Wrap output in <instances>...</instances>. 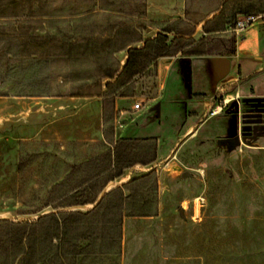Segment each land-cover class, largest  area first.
I'll return each instance as SVG.
<instances>
[{"label": "rangeland", "instance_id": "374dc122", "mask_svg": "<svg viewBox=\"0 0 264 264\" xmlns=\"http://www.w3.org/2000/svg\"><path fill=\"white\" fill-rule=\"evenodd\" d=\"M183 1L177 11L181 0H20L24 19H0L9 33L0 35V218L31 220L56 211L60 222L61 211H88L118 186L125 213H149L159 205L156 214L125 225L141 236L142 246L155 231L172 250L200 252L201 264H264V133H251L254 124L264 125V20L235 29L237 13L224 29L203 32L197 19L212 16L217 10L207 11L220 0ZM238 6L264 11V0H230L223 13ZM159 29L175 50L164 56L172 60L174 80L183 84V70L196 66L193 55L183 53L195 48L216 58L211 86L163 92V77L152 64L114 82L127 47L142 45ZM237 53L246 59V73ZM185 71L187 83H199ZM123 90L134 93L130 104L139 106L116 118L110 112L100 133L90 106L82 119L75 114L49 123L30 114L36 103L27 101L20 105L22 123L3 122L8 111H18L3 93L97 96ZM144 131L155 138L154 160L106 180L117 169L105 165L118 138L135 139L120 145V164L147 156L138 141ZM103 200L116 203L118 193ZM67 232L89 233L87 248L101 251L75 264H117L116 228L102 208ZM34 244L36 254L55 242L41 237ZM20 260L31 263L27 255Z\"/></svg>", "mask_w": 264, "mask_h": 264}, {"label": "trees", "instance_id": "16d2710c", "mask_svg": "<svg viewBox=\"0 0 264 264\" xmlns=\"http://www.w3.org/2000/svg\"><path fill=\"white\" fill-rule=\"evenodd\" d=\"M230 0H220L215 7L207 12L217 10L210 17H206L205 13L197 19V22L203 20L201 30L209 32L213 30L224 29L226 25L234 19L237 13L259 12L254 11L255 7H232L228 14H224V5ZM167 34L163 31H157L153 36L147 37L143 40L140 46H128L126 49V58L123 66L117 71L114 76L115 70L108 77L114 76V82L120 81L122 76H127L131 79L134 75H139L144 68L149 64L155 66V59L161 55H170L175 50H170V44L167 41ZM191 46V42L185 44ZM182 47V46H181ZM179 47L178 50L181 48ZM185 54H199L202 50H193L183 52ZM109 81L106 82L108 84ZM107 94V93H105ZM111 94L131 95V91L113 92ZM133 138H118L115 145L111 147L109 152V159L105 165L115 166L117 169L114 173L110 174L106 180L118 177L122 174L123 168L128 167L134 163L146 164L154 160L156 156L155 138L154 137H141L139 149L147 153V156L142 158H131L125 163L120 164L119 154L121 152L120 145L134 141ZM118 193V201L116 203L109 202L103 203L104 196L110 193ZM94 197L85 198L80 203L86 201H93ZM124 193L122 187H114L103 193L101 199L95 204L93 208L88 211L82 212L77 210H63V220L58 221V212L48 211L37 215L31 220H12L7 218H0V250L5 252V255L0 256V264H21V255H27L30 264H75L77 261H82L86 256L93 254L97 257L100 256L101 251L99 248H87L90 240V234L75 233L68 235L69 228H76L78 223L91 212L98 208H102L103 213L108 217L110 226L116 228V255L118 256L117 264H119L120 257V240H121V224L124 216L135 215L136 213H125L121 208V200ZM77 200H71L69 203H78ZM118 207H120L118 209ZM146 214V213H145ZM60 228V232L58 229ZM45 238L49 244L54 241L55 244L50 245L49 248L40 250L35 254L36 246L35 241L38 238ZM70 245V248H69ZM64 246V247H63Z\"/></svg>", "mask_w": 264, "mask_h": 264}, {"label": "crops", "instance_id": "0c3cea01", "mask_svg": "<svg viewBox=\"0 0 264 264\" xmlns=\"http://www.w3.org/2000/svg\"><path fill=\"white\" fill-rule=\"evenodd\" d=\"M183 2L184 1L181 0V3L175 5L177 11H180L183 8ZM148 5L149 4L146 5L147 8ZM25 17L26 11L23 6H20V0H0V19L10 18L14 22L19 23L20 18L24 19ZM159 31L162 30L159 29ZM8 34L9 33H6V31L0 28L1 36H9ZM251 34V37H253L255 34L254 30L251 32ZM185 55H193L194 58L191 59L192 61L196 62V66L194 68H186H188V71L190 73H193L191 75V78H197L198 82L201 83V85H198L199 83L193 84L189 82V84L186 82V68L183 70L182 75L184 83L180 84L179 82H176L174 80V73L172 71L174 69L172 67V60H170L168 57L164 58L165 55H161L156 57L155 66L158 74H161L163 77V92H186V90L195 87H206L208 86V84L211 86V83L214 82V79L217 75L215 68L216 58L203 51L199 54ZM237 57L241 58L243 57V55L240 56L237 53ZM241 60L245 62H241L239 60L238 63L240 64L242 71L246 73L248 69L246 59L243 57ZM14 92L15 93H3V101L7 103L8 106H15L18 109V111H8L7 118L3 119L4 123H12L17 125L22 123L23 119L26 118V114L21 113L22 109L20 108V105L26 103L27 101L36 103V106L32 108L29 113L33 116L41 115L45 118V121H49V123H55L58 121V119L69 121L68 119H70V117H73L75 114H78V117L82 119L84 115L83 110L89 108L90 106L94 109L99 133L101 132V128L104 125L103 122L105 121L104 118L106 117V115L111 112L116 118L117 113H123L126 112L127 109H133L129 99L133 96H136L132 92L131 95L103 94L97 96L63 94L27 95L25 93H19L20 91ZM111 96L112 98L110 100L107 99ZM58 135L63 134L59 133ZM151 135L152 134L147 131L141 132V137H152ZM136 167L146 168V165L134 163L129 167L127 172L132 173ZM158 210L159 205H157V210L153 212H136L135 215H132L130 217H123L121 224V250L119 264H181L186 262L185 259H189V262H192V259H194L193 261L195 262L196 258H198V264H201L200 252L198 254H185V252L183 251L172 250L167 247L166 244H164V234L155 231L150 232L149 234H147L149 243L142 246L140 243V239H138L139 237H141L140 235L128 233L127 231H125V225L129 220L135 221L136 219L140 218L139 216H143L146 214H156V211Z\"/></svg>", "mask_w": 264, "mask_h": 264}, {"label": "built area", "instance_id": "2783aa9c", "mask_svg": "<svg viewBox=\"0 0 264 264\" xmlns=\"http://www.w3.org/2000/svg\"><path fill=\"white\" fill-rule=\"evenodd\" d=\"M258 20H264V11L239 13L233 21V27L235 29H243ZM138 106V101L133 102V108H137Z\"/></svg>", "mask_w": 264, "mask_h": 264}, {"label": "water", "instance_id": "95a60500", "mask_svg": "<svg viewBox=\"0 0 264 264\" xmlns=\"http://www.w3.org/2000/svg\"><path fill=\"white\" fill-rule=\"evenodd\" d=\"M252 129H253V132H256L255 130L256 129H259L258 131H257V133H264V125H261V124H254L253 126H252ZM43 213V212H42Z\"/></svg>", "mask_w": 264, "mask_h": 264}, {"label": "flooded vegetation", "instance_id": "af4514ba", "mask_svg": "<svg viewBox=\"0 0 264 264\" xmlns=\"http://www.w3.org/2000/svg\"><path fill=\"white\" fill-rule=\"evenodd\" d=\"M258 130H259V129H256V130H255L256 132H253V129H252V130H251V133H252V134H257V131H258Z\"/></svg>", "mask_w": 264, "mask_h": 264}]
</instances>
